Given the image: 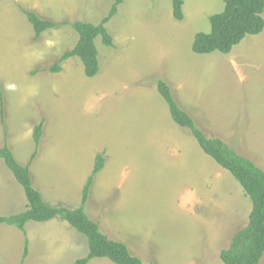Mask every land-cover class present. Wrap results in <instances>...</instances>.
<instances>
[{"label":"rangeland","instance_id":"1","mask_svg":"<svg viewBox=\"0 0 264 264\" xmlns=\"http://www.w3.org/2000/svg\"><path fill=\"white\" fill-rule=\"evenodd\" d=\"M182 1L177 21L171 0H124L106 24L113 46L95 40L99 71L86 78L76 58L59 73L47 72L76 44L72 28L34 41L22 11L55 23L98 24L113 0H0V148L6 145L22 166L31 162L32 185L46 204L68 209L79 206L103 153L85 204L102 234L144 264H223L219 254L246 227L251 203L172 122L156 83L170 87L208 138L264 171V29L228 55L193 54V37L209 32V16L223 10V0ZM25 210L23 189L0 159V217ZM86 250L59 219L29 222L24 232L0 226V264H74Z\"/></svg>","mask_w":264,"mask_h":264},{"label":"trees","instance_id":"2","mask_svg":"<svg viewBox=\"0 0 264 264\" xmlns=\"http://www.w3.org/2000/svg\"><path fill=\"white\" fill-rule=\"evenodd\" d=\"M123 1L113 0L107 16L98 24L82 21L55 23L41 19L32 11H22L33 30L34 41H37L44 32L62 26H69L77 34L78 39L74 47L64 52L47 69V72L59 73L64 61L76 58L83 66V74L86 78L96 76L99 67L95 40L99 39L105 47L113 46L106 24L116 16L118 7ZM182 5V0H171L172 17L177 21L183 18ZM223 5V10L220 13L209 16V32L197 33L193 37L191 43L193 54L219 53L228 55L245 37L259 35L263 31L264 0H223ZM156 87L159 96L167 107L172 122L180 129L188 131L199 149L233 177L251 203L246 227L233 235L228 249L220 252V262L223 264H260L264 255V171L249 159L236 154L222 140L208 138L193 119L179 107L170 87L165 82L158 80ZM42 129L43 122L33 128L32 140L35 149L31 160L37 154ZM103 155V153H99L95 157L91 175L86 180L81 192L79 206L68 209L46 204L42 195L32 185L29 173L31 162L22 166L4 145L0 148V159L23 189L26 210L17 215L0 217V226L15 227L24 232L25 225L29 222L46 223L59 219L85 241L86 255L77 259L74 264H88L93 259H106L112 264H144L130 253L125 244L108 239L102 234L98 225L91 221L85 213V204L94 177L104 167ZM26 248L25 246L24 255L27 253Z\"/></svg>","mask_w":264,"mask_h":264},{"label":"clouds","instance_id":"3","mask_svg":"<svg viewBox=\"0 0 264 264\" xmlns=\"http://www.w3.org/2000/svg\"><path fill=\"white\" fill-rule=\"evenodd\" d=\"M262 259V258H261Z\"/></svg>","mask_w":264,"mask_h":264}]
</instances>
